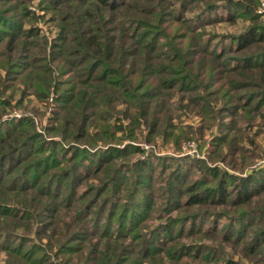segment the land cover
I'll return each mask as SVG.
<instances>
[{"label":"trees","instance_id":"16d2710c","mask_svg":"<svg viewBox=\"0 0 264 264\" xmlns=\"http://www.w3.org/2000/svg\"><path fill=\"white\" fill-rule=\"evenodd\" d=\"M32 1L0 0V119L26 92L40 103L52 96L54 106L44 134L29 117L0 122V264H243L201 244L217 234L264 264V204L254 201L264 170L231 174L132 143L188 141L173 124L170 100L179 96L177 107L196 108L203 128L219 127L210 159L243 169L255 157L235 144L256 119L264 133L257 0H43L40 14ZM219 8L248 25L210 50L214 36L204 39L200 18ZM39 20L55 25L53 39ZM159 197L155 215L166 218L150 216ZM202 206H223L234 222L218 233L216 221L202 230L194 211L180 215Z\"/></svg>","mask_w":264,"mask_h":264},{"label":"rangeland","instance_id":"374dc122","mask_svg":"<svg viewBox=\"0 0 264 264\" xmlns=\"http://www.w3.org/2000/svg\"><path fill=\"white\" fill-rule=\"evenodd\" d=\"M42 2L43 0H33L32 1V5L30 6V9L33 11H36L37 13L40 14L37 5L38 3ZM254 2H256L255 0H253ZM260 4V0H257V5H256V14L258 15L259 19L264 22L261 17L259 16L258 13V5ZM195 12H199V8H197L195 10ZM42 13V12H41ZM192 14H187V16H191ZM223 16L221 19L218 16ZM225 12L222 13V8H219V10L217 9L215 11L214 15H210V16H205L200 18V23H202L203 26V32H205L206 34L204 35V39L205 37L209 36H214L212 39V42L214 43L211 47L210 50H215V48L221 47L222 44H231V40L224 38L225 36H236L241 34L245 28L248 25V22L244 19H236L235 21L229 22L225 19ZM36 26L41 30V34H43L45 37H47L48 39H53L56 36L57 33V29L55 27V25L52 22H48L47 21H42L39 20L36 23ZM222 35H225L223 38ZM217 36V37H216ZM221 40V41H220ZM218 41H220L218 43ZM218 44V46H217ZM18 88H21L20 84H17ZM20 90L13 95V99L12 102L15 103V101H17V99L19 98L20 95ZM26 97L23 99L24 101L21 103V107H12L11 109L14 110L16 109V111H20V112H26L28 110L34 112L36 114V116H38V118L41 121H45V125L42 126L40 125L38 127V129L44 134V127L48 126V119L51 116H45V113L43 111V105L38 102V100L35 99V97L31 94L26 92ZM179 96H172L170 103H171V109L172 112L174 114V119H173V124L181 127L183 129V131H189V137L187 139H189L188 141H185L187 139H184L183 141H185L182 145H180V147H175V145L172 142H168V143H163L161 142V139H157L154 143V145L151 147H149L148 145H145V143H141L142 140L139 139L138 141H134L132 142L133 144H140L141 146H143L147 151L150 153V151H152L151 154H153L154 156H173V157H190V158H197L200 160L205 161L210 167L214 166V165H218L220 166L221 169L226 170L227 172L231 173V174H236V175H242L245 176L246 174L250 173V171H261L264 170V133L262 131H259L258 129V120L256 119L253 124L252 127L250 129L246 130V138L244 137V141H242L243 139L239 140V142L236 145V148L238 153L240 152L239 148H244L246 150H250L251 153H255V157H251L250 156V161L248 160V164H246L243 169L239 168V167H231L230 166V162L226 161V158H224V160H221L220 157H218L217 155H214L211 157L210 159V153H211V149H212V144L211 141L213 138H215V136H218L220 134L219 127L213 126L211 128H203L202 125V120L201 117L199 115H197V109L194 107H191L187 110H184L182 108H178L177 107V103L179 101ZM8 111V112H7ZM5 111L0 119V122L4 119L3 117L6 114H9V112L11 110H7ZM7 112V113H6ZM6 113V114H5ZM18 120V119H17ZM225 122H229V119H226ZM45 127V128H46ZM202 127V130H197L198 128ZM191 128V129H189ZM245 136V135H244ZM247 139H253L254 140V144H250L249 140ZM182 141V142H183ZM181 142V143H182ZM127 142H122V143H118L116 146L122 148ZM224 151H226V148L224 149ZM235 155V159L238 160L237 154L234 153ZM227 157V155H226ZM143 157H141L142 159ZM154 159V157H151ZM212 160V161H211ZM215 161V162H214ZM226 162V163H225ZM169 169V167L166 168L165 173L167 172V170ZM157 170H159V168H157ZM156 170V171H157ZM165 173L162 176H165ZM194 178L197 177L198 175V171L194 168ZM155 182H156V186H158L159 184L162 185L161 183L163 182V179L160 180L158 179V177H154ZM158 180V181H157ZM256 200V202H260L261 201V205L264 204V195L261 198L258 199H254V201ZM156 204L158 207H156L155 209H152L150 216H164V218H166L168 216V214L166 212H162L160 213L161 215H155L158 212H160V204L162 202V200L159 198H157L156 200ZM254 206V203H253ZM224 207H215V206H202V207H183L180 211V215H183L184 213H190L192 211H194V225L195 226H200L202 228V230H208L210 229L213 224L217 223V230L218 233H221L220 228L222 226L228 225L229 223H233V217L231 216H226V215H222L223 214V209ZM244 208V207H243ZM245 209H247L245 207ZM171 214H176V212H173ZM154 218H149L147 220V224L151 225L154 224L156 221H154ZM152 221V222H151ZM219 234H217L216 236L213 237V239H208L207 240H203V243L201 244H216L219 246V252H222L223 254H228L229 257H233V260L238 262L240 261V259L242 260L241 262L243 264H252L250 262V259L248 257L243 256L242 253H245V250H243L241 248V244L237 243V244H228V243H220L219 241ZM213 243H211V241ZM4 259V255L1 254L0 255V261H3Z\"/></svg>","mask_w":264,"mask_h":264},{"label":"built area","instance_id":"2783aa9c","mask_svg":"<svg viewBox=\"0 0 264 264\" xmlns=\"http://www.w3.org/2000/svg\"><path fill=\"white\" fill-rule=\"evenodd\" d=\"M258 13L259 16L261 17V19L264 21V0H260V4L258 5ZM43 105V111L45 113V116H51L52 113V109H53V98L52 96H50L47 100L46 103H41ZM23 117H29L32 118L33 121L35 122L37 129L38 127L41 125L42 128L45 125L46 119L45 121H41L38 116H36V114L30 110L26 111V112H20V111H16V109L12 110L9 112V114H6L3 119L7 120V119H20ZM39 130V129H38ZM40 131V130H39ZM42 132V131H40Z\"/></svg>","mask_w":264,"mask_h":264}]
</instances>
